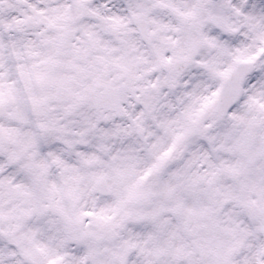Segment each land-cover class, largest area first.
I'll return each mask as SVG.
<instances>
[{
	"label": "snow or ice",
	"instance_id": "6c2138e0",
	"mask_svg": "<svg viewBox=\"0 0 264 264\" xmlns=\"http://www.w3.org/2000/svg\"><path fill=\"white\" fill-rule=\"evenodd\" d=\"M0 264H264V0H0Z\"/></svg>",
	"mask_w": 264,
	"mask_h": 264
}]
</instances>
